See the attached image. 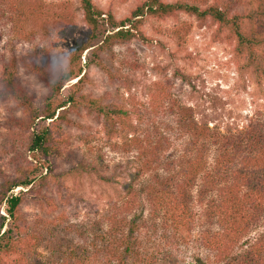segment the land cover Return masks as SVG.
Masks as SVG:
<instances>
[{
  "label": "trees",
  "instance_id": "16d2710c",
  "mask_svg": "<svg viewBox=\"0 0 264 264\" xmlns=\"http://www.w3.org/2000/svg\"><path fill=\"white\" fill-rule=\"evenodd\" d=\"M41 5V0H0V24L11 30L14 41L31 42L34 33L28 32L31 25L24 9L31 14L32 24L43 26L48 15L42 13ZM79 6L86 30L65 54V66L54 75L39 62L31 68L46 90L38 99L16 82V58L0 56V99L20 110V116L10 115L8 123L15 138L13 147L20 144L22 150L11 160L13 178L5 177L0 184V207L4 205L5 213L0 215V264H50L42 262L36 252L39 233L27 228L21 216L20 206L27 195H41L43 208L60 210L50 191L63 194L69 182L81 177L94 178L116 191L120 174L115 168L100 159L76 160L67 137L73 116L99 120L106 145L114 153L131 156L127 164L132 163L134 171L123 191L110 199L108 209L98 214L94 227L80 232L81 241L77 230L68 226L79 243L52 251V257L59 253L52 264H95L88 262L91 258L104 259L105 264H183L181 247L192 241L197 220L207 224L193 241L212 263L264 264V232L241 252L230 254L241 237L264 218V103L248 127L221 133L206 122H197L191 107L168 96L161 100L171 120L145 126L116 93L106 96L115 99L112 103H106L104 96L84 93L91 67L104 73L109 84L130 91L133 81L112 71L104 54L133 39L147 43L140 31L144 16L165 18L178 12L200 23L217 24L214 37L233 42L237 58L244 59L239 70L264 77V0H230L202 8L181 1L143 0L122 20L104 13L92 0H79ZM58 18L66 26L74 20L69 13H59ZM84 53L88 55L83 62ZM174 77L185 80L179 72ZM177 143L180 149L167 154ZM57 160L67 169L57 170ZM16 188L25 191L12 194ZM67 200L61 197L60 201ZM63 218L62 214L58 221ZM201 257L193 264H212Z\"/></svg>",
  "mask_w": 264,
  "mask_h": 264
},
{
  "label": "rangeland",
  "instance_id": "374dc122",
  "mask_svg": "<svg viewBox=\"0 0 264 264\" xmlns=\"http://www.w3.org/2000/svg\"><path fill=\"white\" fill-rule=\"evenodd\" d=\"M92 1L104 13L111 12L116 20H122L130 17L132 10L143 0ZM161 1L193 3L202 8L210 4H225L230 0ZM41 2L44 11L41 12L45 16L48 15L47 22L43 26L32 24L31 14L28 9H24L29 16L28 25H31L27 27L28 32L34 33L33 41H14L11 30L0 24V56H3V59H9L11 56L16 58L18 61L16 82L36 99L45 94L46 90L38 82L36 72L31 70L34 63L39 62L44 70L54 75L57 70L65 66L67 62L65 54L69 53L74 40L86 30L82 22L79 0H41ZM59 13H69L74 18L73 23L67 26L58 23ZM142 22L140 31L149 40L146 41L147 43L133 39L125 44L112 46L104 54L106 64L112 71H118L133 81L130 91L117 86L116 83L109 84L104 73L98 68L91 67L88 72L89 84L84 88L86 95L104 96L106 103H112L115 99L106 96L109 92L116 93L128 110L133 114L138 113L145 126L154 121L165 123L171 120L163 111L165 104L161 99L164 96L191 107L197 122H206L210 128H217L221 133L243 130L254 121L256 112L262 110L264 103V77L256 78L248 72L239 70V64H243L244 59L237 58L233 42L228 43L223 39L218 41L214 37L217 24L210 20L200 23L195 17L182 12L165 18L144 16ZM129 26L127 24L126 28ZM87 55L85 53L82 55L83 62ZM1 69L0 65V72ZM176 72L184 74L185 80L174 77ZM72 83V81L67 83L66 87ZM13 106L11 101L0 99V184L5 177L13 178L14 168L11 160L15 158V152L22 151L20 144L13 147L15 138L8 123L10 115L20 116V110L13 109ZM153 109H156L157 113ZM132 118L134 124H137V116L133 115ZM71 120L73 122L72 126L67 128V137L76 160L100 159L103 165L115 168L120 177L114 184L116 191L86 176L69 182L67 190L61 191L63 194L59 193V195L53 189L50 191V196L56 199V206L60 210L43 208L45 199L41 195L26 196L25 203L20 206V213L27 228H35L39 233L36 252L41 255L44 263L52 264L53 259L59 257V253H54L56 257H52V251L58 247L64 249L76 245V242L79 243L76 236L68 231V226L77 230L75 234L77 233L80 241L83 239L80 234H83L85 228L94 227L98 214L108 209L110 199L116 197L117 191H123L130 182V174L134 171V165L127 164L131 156L114 153L106 145L99 120L95 121L85 116H73ZM178 149L180 143L173 145L167 154L175 153ZM57 161L59 164L57 170L67 169L65 164L60 160ZM20 191L25 190L16 188L11 193L18 194ZM61 197L63 200H68L61 202ZM62 214L64 218L58 221V217ZM0 215H5L4 205L0 207ZM205 224L207 223L197 220L192 241L181 247V257L185 259L183 264H193L197 256H202L203 260L212 263V259L198 250L193 241ZM211 227L214 231L219 229L215 223ZM263 232L264 218L256 228H252L241 237L230 254L236 255L241 252ZM84 234L86 236V233ZM91 259L88 262L105 264L104 259Z\"/></svg>",
  "mask_w": 264,
  "mask_h": 264
}]
</instances>
